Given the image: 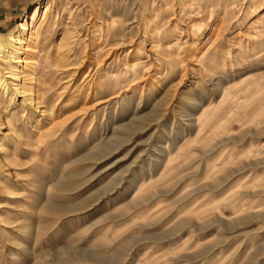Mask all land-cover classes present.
I'll list each match as a JSON object with an SVG mask.
<instances>
[{
	"label": "rangeland",
	"instance_id": "obj_1",
	"mask_svg": "<svg viewBox=\"0 0 264 264\" xmlns=\"http://www.w3.org/2000/svg\"><path fill=\"white\" fill-rule=\"evenodd\" d=\"M7 1L0 264H264V0Z\"/></svg>",
	"mask_w": 264,
	"mask_h": 264
},
{
	"label": "bare ground",
	"instance_id": "obj_2",
	"mask_svg": "<svg viewBox=\"0 0 264 264\" xmlns=\"http://www.w3.org/2000/svg\"><path fill=\"white\" fill-rule=\"evenodd\" d=\"M50 9H51V4L48 3L44 7V13L42 16L43 21L45 19H47L48 12L50 11ZM39 12L40 11L37 8L30 15V19L32 20L33 23L38 21V17L40 15ZM27 28H28L27 23H20L18 28L11 30L9 33H7L5 36H3V38H0V67L5 70V72L8 75L7 77L12 79V80L9 79L10 81L9 80L7 81V79H3L0 76V87L4 91H6L7 93L10 91H13V90H15V92H19V93H25L26 92L24 87L20 86V84L16 83L15 81H18L20 79V75L16 72L19 68V64H23V63L30 64V63H32V60L25 59V57H23V54H25V52L33 49V47L31 46V42L34 43V39H35V36L37 34V29L30 33L29 43H27V41L25 42V39H24V37H22V34H21V32L26 31ZM17 45H20L19 49L22 50L21 52H19L17 50ZM12 86H14V87H12ZM104 147L105 146H103V148ZM64 184H67V183H64ZM65 186H67V185H64L62 187H65ZM143 188L144 187L140 188L139 190H141V192H142ZM146 193H148V192H146ZM143 194H144V192H143ZM149 195L142 197V200L146 201L148 199ZM61 208H63V207H60L59 205H57L55 203H51L47 206V209L50 210L51 212H57V210H60ZM242 220H244V219H241V221ZM184 224H186V220L179 223L171 232L177 231L182 226H184ZM119 253L120 252H117V254H119ZM63 256H65L66 259L72 258V259H77L78 261H84V260L86 261V260H91V259L95 260V259H98L99 257L101 258V256H99L97 254H94L90 251H86V250H82V249H75V250L67 249L64 251ZM54 264H60V263L56 262Z\"/></svg>",
	"mask_w": 264,
	"mask_h": 264
},
{
	"label": "crops",
	"instance_id": "obj_3",
	"mask_svg": "<svg viewBox=\"0 0 264 264\" xmlns=\"http://www.w3.org/2000/svg\"><path fill=\"white\" fill-rule=\"evenodd\" d=\"M19 2L18 4L15 3V5L9 1L4 2L5 4L2 6L3 9H0V15L5 14V18H0V23L5 22L12 14H17V11L27 7V4L23 5L21 1Z\"/></svg>",
	"mask_w": 264,
	"mask_h": 264
}]
</instances>
